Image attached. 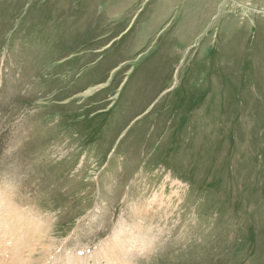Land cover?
I'll use <instances>...</instances> for the list:
<instances>
[{"label":"rangeland","instance_id":"374dc122","mask_svg":"<svg viewBox=\"0 0 264 264\" xmlns=\"http://www.w3.org/2000/svg\"><path fill=\"white\" fill-rule=\"evenodd\" d=\"M23 234L264 264V0H0V264Z\"/></svg>","mask_w":264,"mask_h":264},{"label":"bare ground","instance_id":"6f19581e","mask_svg":"<svg viewBox=\"0 0 264 264\" xmlns=\"http://www.w3.org/2000/svg\"><path fill=\"white\" fill-rule=\"evenodd\" d=\"M29 220L31 221L32 224H34V227L32 228L33 230L37 231L38 227L37 225L35 224V222L29 218ZM34 232V231H33ZM128 232V231H127ZM134 232V231H132ZM135 233V232H134ZM128 234H131V233H128ZM28 234H23L22 236L19 237V240H17L16 244H14V242L11 243V250H19V253L17 254V256H19L22 252H23V247H25L27 253L23 256L25 258V260H20L21 257H16V261L11 263V264H20V261L25 263V264H30V262L32 261V259L28 260V257L31 256V255H34L35 252H33V250H37L38 249V245L34 244V249H32V246L33 244L30 245L29 243V240L28 238H26ZM127 235V234H126ZM124 235V237L126 236ZM116 237L118 238V240H122L123 237L121 236L119 238V235H116L114 237V240L113 241H109L106 243H104V247L101 248L100 247V250L97 251V255H98V258H97V261L100 260V264H105V263H109L110 262V259L112 261V258H114V253H115V249H117L119 247L120 244H118L115 239ZM24 238V239H23ZM43 238H37L35 241H37L38 244H40L41 240ZM134 241V239H133ZM127 250H129L127 247H126ZM124 251L121 250L120 252ZM125 253V252H124ZM116 255H118L119 253H115ZM7 256H11V259H13V257H15V255H13V252L8 254ZM124 257L123 253L121 254V257ZM91 257H89V255H87V257H85V259H83V263L82 264H86L87 261L90 259ZM122 260V259H121ZM44 261V260H43ZM56 262V261H55ZM45 263V261H44ZM74 264H77L74 262ZM78 264H81L79 261H78Z\"/></svg>","mask_w":264,"mask_h":264}]
</instances>
